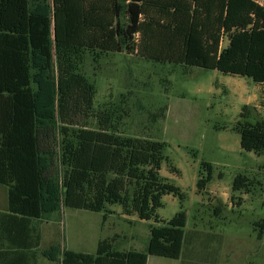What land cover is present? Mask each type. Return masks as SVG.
<instances>
[{
    "label": "trees",
    "instance_id": "1",
    "mask_svg": "<svg viewBox=\"0 0 264 264\" xmlns=\"http://www.w3.org/2000/svg\"><path fill=\"white\" fill-rule=\"evenodd\" d=\"M86 52L95 60L102 53L136 52L156 63L217 70L252 80L264 95V5L256 0H0V184L8 201L3 215L18 232L31 230V219L62 204L103 212V219L112 213L108 205L119 204L123 214L154 222L144 250H116L115 237H106L94 254L59 244L41 254L60 264H147L149 255L178 259L192 240L184 230L187 216L181 210L163 220L156 212L163 195L185 197L160 175L165 143L118 133L112 110L98 115L97 128L87 127L96 87L81 71ZM166 108L152 116L164 117ZM247 108L241 107L232 130L242 149L262 155L264 117L251 120ZM212 175V164L201 161L198 193L207 192ZM256 183L239 173L232 192L248 193ZM230 198L241 205V197ZM253 226L257 240L264 239V216ZM35 237L38 247L40 235ZM17 257L13 264H24L23 256Z\"/></svg>",
    "mask_w": 264,
    "mask_h": 264
},
{
    "label": "rangeland",
    "instance_id": "2",
    "mask_svg": "<svg viewBox=\"0 0 264 264\" xmlns=\"http://www.w3.org/2000/svg\"><path fill=\"white\" fill-rule=\"evenodd\" d=\"M256 1L264 5V0ZM81 71L96 87L87 127L97 128L98 115L112 110L118 133L164 142L160 175L184 193L182 200L163 195L156 212L168 220L183 210L184 230L191 243L183 245L185 254L178 259L149 255L147 264H264V240H257L253 230L264 216V154L242 149L239 134L232 130L243 105L251 120L264 117L263 87L217 70L148 61L136 52L102 53L96 60L86 52ZM164 105V117H153ZM201 161L213 166L206 193H198L196 186ZM172 166L179 173L172 172ZM239 173L258 184L248 193L232 192ZM5 191L0 184V206L7 202ZM232 193L241 197L240 206L238 198L231 202ZM107 207L112 213L105 219L103 212L63 204L45 214L37 222L43 247L59 244L62 249L94 254L98 239L116 233L114 249L144 250L154 222L141 220L136 213L123 214L119 204ZM217 239L222 252L216 254L211 250ZM43 262L60 264L45 257Z\"/></svg>",
    "mask_w": 264,
    "mask_h": 264
},
{
    "label": "crops",
    "instance_id": "3",
    "mask_svg": "<svg viewBox=\"0 0 264 264\" xmlns=\"http://www.w3.org/2000/svg\"><path fill=\"white\" fill-rule=\"evenodd\" d=\"M7 209H8V201L4 203V205L0 206V264H13L16 258H18L17 256H23L22 258H24V264H34V263L44 264L43 262L44 256L41 254V251L45 249V247H43V234L37 224V222L40 219H31L30 222L31 230L27 229L26 227H23L20 230H18V232H15V227L12 226V222H11L12 220L3 215V213L7 212ZM36 233L40 235V243L38 247L33 246V243L35 242L36 239L35 237ZM115 236L118 237L116 233H114L112 237ZM100 239H98V241ZM11 242H14L16 244L20 243L24 245L29 244L31 248L30 250H26V248H21V247H27V246H20V245L12 246L10 244ZM214 250L222 252L221 243L220 245L213 248L212 252H214ZM222 256L223 254L221 255V257ZM148 259H147V263H148Z\"/></svg>",
    "mask_w": 264,
    "mask_h": 264
}]
</instances>
